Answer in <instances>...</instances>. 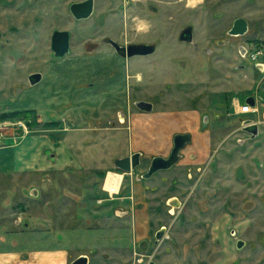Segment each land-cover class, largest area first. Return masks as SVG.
I'll list each match as a JSON object with an SVG mask.
<instances>
[{
    "label": "rangeland",
    "instance_id": "obj_1",
    "mask_svg": "<svg viewBox=\"0 0 264 264\" xmlns=\"http://www.w3.org/2000/svg\"><path fill=\"white\" fill-rule=\"evenodd\" d=\"M81 1L0 0V264H30V252L50 246L69 250L70 262L87 254L90 264H264V67L244 62L233 42L209 47L203 61L184 45L183 56L155 63L153 73L140 58L132 76L131 61L106 42L146 41L148 29L135 35L133 17L148 14L131 0H95L94 14L77 20L70 7ZM242 6L224 9L225 22ZM154 18L160 47L179 43L190 23L174 13ZM249 22L242 42L264 53V15ZM56 30L72 35L64 58L51 48ZM196 34L202 38L201 27ZM37 72L44 79L32 87ZM126 91L134 105L115 101ZM247 97L259 109L255 137L234 109ZM143 100L155 114L186 110L187 121H131L147 114L137 105ZM119 107L124 124L112 117ZM146 129L166 139L165 148L138 147L150 153L112 197L105 179L123 173L113 161ZM176 134L191 136L180 161L145 179L153 157H169ZM52 154L68 156L72 168L57 171Z\"/></svg>",
    "mask_w": 264,
    "mask_h": 264
},
{
    "label": "flooded vegetation",
    "instance_id": "obj_2",
    "mask_svg": "<svg viewBox=\"0 0 264 264\" xmlns=\"http://www.w3.org/2000/svg\"><path fill=\"white\" fill-rule=\"evenodd\" d=\"M131 1L134 4V7L140 8V11L146 12L148 14L147 19L145 20H140V17L138 15L133 17V25H134L133 29L137 31L135 35H138L140 31H144L145 29H148L146 31L147 40L127 41L126 43L121 44L120 42L114 39H108L106 43L107 45H110L113 48L115 52L113 53V55L121 57L123 60H125V62L131 61L129 63L132 68V69L130 68L131 73L134 72L132 76L135 75L139 70L138 61H140L141 59L145 58L148 61L146 69L148 71H152L153 69L156 68L155 63H159L158 61H161L163 65V63L168 59H172L178 56L179 57L183 56L180 55V52L181 50H184L183 47L184 45L193 49L197 53L202 50L200 46L201 47L203 45L207 46L204 49L205 54L196 53L195 55L192 56V57L194 56L197 57L198 58L197 60L203 61L204 57L208 58L211 57L212 55L211 49L209 47L217 44L227 45L233 42L237 44V52L239 53L240 58L245 62L248 59L250 48H248L242 42V40L244 37L248 36L250 32L249 16H251V14L258 16L264 15V0H198L196 3L194 2V0H131ZM236 3H241L243 5L241 7V10L236 14H232L231 17H229L228 20L225 22L223 17V13H224L223 10L227 9L228 6L234 7ZM127 4H129L128 0H127ZM94 12H95V4H94ZM173 13L184 15L185 18L187 19L189 18L190 20V23H187V25H185L182 28V30L179 32L178 42L183 45L181 46L179 43L174 44V42H170L168 45L160 47V42L155 39L158 36V34L157 35L155 34V26H157V23L155 21L154 15L159 14L162 15L164 19L166 18L170 19ZM239 21L241 22L238 23V25H236V23ZM144 25H146L145 26L146 28H144ZM166 25H167L166 27H168L169 24L166 23ZM198 26L202 28V38L196 34V27ZM186 35L191 36L192 37L191 40H187L185 37ZM114 44L126 48V50H124L123 53H119L116 50ZM145 45L151 46L154 49V52L147 55H134L132 57H129L128 53L131 46H145ZM168 48H171V54H167ZM176 51H178L177 54L174 53ZM255 64L256 66L264 67V63H255ZM237 66L238 67L242 66L245 68L244 64ZM131 73H127L128 76H130ZM33 74L35 73L29 75L28 81L30 86L35 87L39 85L44 78H42V80L39 83L32 84L30 77ZM113 76L114 75H111V77ZM22 91L23 90L18 92V94L22 95ZM119 91H121V89ZM122 92H118V93L122 94ZM126 94H128L127 95L128 98H126L125 101H122V99L119 98V95H116V97H114L115 101L126 104L128 100L130 104L134 105V103H136V99L135 98L131 99V93H128V91H126ZM143 101L149 102L148 100H143ZM117 110H120V108H118ZM119 112L120 111H117V113L121 115V113ZM16 113L20 114V112H15V114ZM121 118H123V116H121ZM23 120L26 121V118H23ZM248 127L251 126H247L245 128L248 129ZM109 175L110 176L115 175V177L118 179L117 185L121 188L118 192L119 195L121 193L123 183L125 181L127 174L110 171L105 179V184H104L105 191L109 190L108 189L109 182H107V178ZM175 204L178 205V202L176 201Z\"/></svg>",
    "mask_w": 264,
    "mask_h": 264
},
{
    "label": "water",
    "instance_id": "obj_3",
    "mask_svg": "<svg viewBox=\"0 0 264 264\" xmlns=\"http://www.w3.org/2000/svg\"><path fill=\"white\" fill-rule=\"evenodd\" d=\"M94 0H85L81 2L73 3L70 7L71 13L77 20L88 19L94 12ZM242 21V20H241ZM241 21L237 22L240 23ZM244 32V31H242ZM187 40H191V36H185ZM116 50L119 53H123L126 48H123L117 44H114ZM71 47V33L67 30H56L54 31L51 38V48L55 56L58 58H64L69 52ZM154 52L151 46H131L129 49V57L134 55H147ZM43 76L41 73H35L31 75L30 80L32 84H37L42 80ZM246 103L256 106V101L254 98L247 99ZM139 109L146 112L153 111V104L149 102L142 101L138 104ZM124 123L125 121H121ZM249 121H245L247 124ZM258 125L248 127V130H252L253 136L258 134ZM191 141V136L189 134H176L174 137V147L168 158L157 156L152 159L149 171L144 175L145 179H151L153 175L159 171L171 169L175 164L180 161V152L187 146ZM142 153H135L131 156L117 159L115 161L116 168L120 169L124 173H131L133 170L137 169L141 165ZM38 195V193H36ZM243 244H240L242 247ZM90 259L87 255H82L75 259L71 264H89ZM150 264H156L155 262H150Z\"/></svg>",
    "mask_w": 264,
    "mask_h": 264
},
{
    "label": "crops",
    "instance_id": "obj_4",
    "mask_svg": "<svg viewBox=\"0 0 264 264\" xmlns=\"http://www.w3.org/2000/svg\"><path fill=\"white\" fill-rule=\"evenodd\" d=\"M197 1L198 0H194L195 3ZM168 61H172L173 62V59L172 60L171 59H168ZM164 64L165 63H163V66H164ZM151 72L153 73V72H156V71H155V69H153ZM247 99H251V97L250 98H247ZM246 100L243 103H246ZM119 108H120V110H118V111H120L119 113H121V115L119 114L116 117V115H113L116 112L112 113V117H114L113 118L114 121H120V122L121 121H128V119L126 117V114L123 113V108L122 107H119ZM174 110H170V108H168V109H165V110H163V111H161V112H159L157 114L153 113V111L152 112H146L147 114H141L142 116H145V117H142L141 115L139 117L133 116V117H131V121H142L143 118H144V120H147V121H162V122L163 121H187V115H186L187 112H186V110H181V111L178 110L179 112H175ZM121 116H123V118H121ZM200 116H201V114H200ZM201 118H202V116H201ZM79 121H82V120H79ZM83 121H86V120H83ZM110 121H111V119H110ZM198 121H201V119L199 118ZM121 124H124V123L121 122ZM164 126L165 127H168L167 130L170 131V128H169L170 122H168ZM138 134H139V132H137V135H135L134 137L132 136V139H131L132 146H129L128 147L129 150L126 151V153H124V155L121 156V157L124 158V157H127L129 155L131 156V155H133L135 153H138V152L139 153H142V154L148 153V152L150 153V151H148V152H144V151H138V152H136V149L138 147H143L144 146V147L150 149L152 151V153L155 150L158 151L161 147L162 148H165V145L164 144H165L166 139H163L162 136L160 137V135H158L157 133H155L154 129H150V130L149 129H146L143 132L142 135L139 134L140 136H138ZM139 138H141V139H139ZM131 141L129 142L130 144H131ZM150 146H151V148H149ZM172 149L173 148L171 147V151H172ZM49 157L51 158V161L54 162V165L57 168H59V169H57V171H62L64 169L66 170L68 168L70 169L71 166H70V164L68 162L71 161V160H69L70 158L68 156H67V158H61V157H59L58 154H52ZM73 160L75 161L76 159H75V156L72 153V161ZM116 160L113 161V164L114 165H115V161ZM76 163H79V160H76L75 165H76ZM101 166L104 167L103 169H105L104 171H106L107 170V167H108V164L107 163H103V164H101ZM76 167L79 168V169H81V167H79V166H76ZM37 191H40V189L37 188ZM136 191H137L136 195L139 196L138 189ZM38 194L39 195L36 196L37 198H39V196H40V193L39 192H38ZM30 253L36 254V256L33 257V262L30 263V264H71L78 257H80L82 255H87V254H81L78 257L74 258V260L72 262H70V258H71L70 251L67 250V249H65V248H60L59 246L42 247V248L37 249L35 251H32ZM18 258L19 257H17V256L15 257L14 255H12L11 257H9V259H18ZM89 259H90V257H89ZM21 264H26V263H23L22 262Z\"/></svg>",
    "mask_w": 264,
    "mask_h": 264
},
{
    "label": "built area",
    "instance_id": "obj_5",
    "mask_svg": "<svg viewBox=\"0 0 264 264\" xmlns=\"http://www.w3.org/2000/svg\"><path fill=\"white\" fill-rule=\"evenodd\" d=\"M262 56H264V53L262 50H253V51H250L248 59L254 63H257L260 61L259 59ZM234 109H235L236 114L241 115V116H245L246 117L245 120L249 121L245 125V127L257 125V122H256L257 120L255 118L256 115L259 113V109H258L257 105L252 106L249 103H242L239 100H236L234 102ZM120 189L121 188L117 185V183L114 182L112 187L109 190H107L106 192L113 197L115 195H118V192Z\"/></svg>",
    "mask_w": 264,
    "mask_h": 264
},
{
    "label": "bare ground",
    "instance_id": "obj_6",
    "mask_svg": "<svg viewBox=\"0 0 264 264\" xmlns=\"http://www.w3.org/2000/svg\"><path fill=\"white\" fill-rule=\"evenodd\" d=\"M107 182H109V185H108V189H110L112 187V185L114 184V182H118V179L115 177V175H112V176H108L107 178Z\"/></svg>",
    "mask_w": 264,
    "mask_h": 264
}]
</instances>
